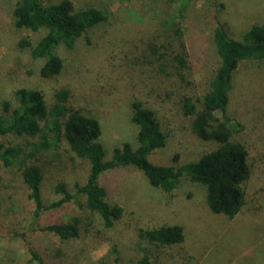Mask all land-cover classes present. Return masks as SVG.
<instances>
[{
  "label": "rangeland",
  "instance_id": "rangeland-1",
  "mask_svg": "<svg viewBox=\"0 0 264 264\" xmlns=\"http://www.w3.org/2000/svg\"><path fill=\"white\" fill-rule=\"evenodd\" d=\"M15 1L0 0V100L9 98L20 87L45 94L53 87L68 88L76 105L97 115L101 127L99 142L106 159L114 147L124 142L133 147L136 144L137 127L130 120L129 100L125 98L129 93L123 90L124 82L121 85L120 80L127 72L124 58L129 52L120 50L132 38L141 36L148 24L162 26L163 32L178 26L180 33L189 36L194 33L202 39L204 49L197 52L191 65L193 84L190 86L195 95L201 96L218 65L213 28L222 25L230 37L238 39L249 26L264 22V0H70L76 9L93 6L103 10L108 19L92 30L89 43L81 40L71 50L59 46L57 53L63 59V69L56 79L45 80L39 75L42 61L32 59L26 49L17 47L21 37L35 43L44 30L15 29L12 20ZM177 22L181 25H176ZM241 95L248 97H241L243 105L248 99L247 106H240ZM137 97L142 98V94ZM157 108L166 143L150 156L151 162L181 165L215 147L213 142L197 138L179 113L159 105ZM227 112L237 117L242 126L238 133L233 132V138L243 142L249 153L252 176L244 184V190L251 205L244 211L232 219L207 212L204 186L183 179L173 191L166 193L150 186L141 171L125 167L107 174L112 188L109 197L123 208L121 220L111 229L99 231L95 217L73 203L43 212L33 223L32 205L26 199L18 166L0 165V264H36L29 249L44 257L48 264H112L115 257L118 264H129L143 251L152 257L153 264H170L139 244L136 232L143 225L145 208L162 207L171 212L184 209L191 215L197 211L198 215L196 230L191 223L188 226L191 258L172 264H264V62H247L236 68ZM214 114L220 122L218 127H222L223 115L220 111ZM3 142L27 146L29 140L8 137ZM36 158L44 177L45 204L59 199L53 191L55 183L64 182L70 192H75L74 183L86 178L87 163L77 158L64 142L49 153L37 154ZM139 207L144 210H138ZM73 216L90 227L91 237L61 242L35 230L36 226Z\"/></svg>",
  "mask_w": 264,
  "mask_h": 264
},
{
  "label": "trees",
  "instance_id": "trees-1",
  "mask_svg": "<svg viewBox=\"0 0 264 264\" xmlns=\"http://www.w3.org/2000/svg\"><path fill=\"white\" fill-rule=\"evenodd\" d=\"M107 19L103 10L93 6L76 9L70 0H16L12 7L15 29L44 30L35 43L21 37L17 47L26 49L32 59L42 61L39 75L45 80L56 79L63 69V59L57 53L59 46L71 50L81 40L89 43L92 30ZM177 27L163 32L162 26L148 24L141 36L132 38L120 50L129 52L124 58L127 72L120 80L121 85L124 82L123 90L129 93L125 98L129 100L130 120L137 127L136 144L133 147L124 142L114 147L107 159L99 142L101 127L97 115L76 105L68 88L53 87L45 94L37 89L20 87L14 89L9 98L0 100V165L4 168L18 166L26 199L32 205L33 223L43 212L73 203L95 217L99 231L111 229L121 220L123 208L109 197L112 188L107 174L125 167L141 171L150 186L166 193L173 191L183 179L204 186L206 211L227 219L251 205L244 190V184L252 176L249 153L244 143L232 136L242 126L237 117L228 115L227 108L236 68L247 62H264V22L249 26L238 39L230 37L222 25L213 28L212 42L218 65L201 96L190 89L193 84L191 65L197 52L203 51L204 43L196 34L180 33ZM139 94L142 98L137 97ZM242 96L245 95L240 96V106H247L248 99L243 105ZM157 105L179 113L197 138L213 142L215 147L181 165L151 162L150 156L166 143ZM216 111L223 115L222 127H218ZM230 122L235 130L230 129ZM8 137L29 142L27 146L4 143ZM63 142L77 158L87 163L86 178L81 183H74L75 192H70L64 182L55 183L53 191L59 199L45 204L42 196L44 177L35 157L49 153ZM138 210L144 209L139 207ZM189 212L178 208L172 212L165 207L145 208L143 225L136 231L139 244L158 253L170 264L190 259L188 226L191 223L196 230L198 215L197 211L192 215ZM35 230L61 242L91 237L90 227L74 216L36 226ZM112 250L116 248L112 247ZM29 251L36 264H48L34 250ZM118 261L115 257L112 264H118ZM129 264H153V259L143 251Z\"/></svg>",
  "mask_w": 264,
  "mask_h": 264
}]
</instances>
